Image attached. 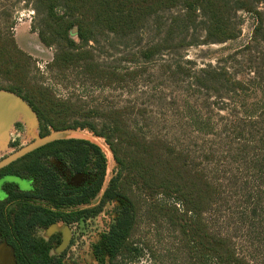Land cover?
<instances>
[{
	"label": "rangeland",
	"instance_id": "1",
	"mask_svg": "<svg viewBox=\"0 0 264 264\" xmlns=\"http://www.w3.org/2000/svg\"><path fill=\"white\" fill-rule=\"evenodd\" d=\"M260 12L263 26L258 34L257 17L237 12L232 20L237 37L226 43H205L203 18L186 26L182 8L152 17L133 35L106 33L88 45L82 46L74 30L71 37L78 47L92 54L97 71L89 72L84 63L66 70L53 66L62 46L42 44L43 17L32 1L0 0L2 36L13 38L30 58L33 84L76 106L80 115L72 124L89 123L104 132L110 125L107 114L119 112L129 131L148 141H160L165 152L203 175L214 197L201 224L227 245L223 258L233 255L235 260L226 263L191 250V240L180 227L186 223L174 226L163 213L151 212L153 201L136 191L129 192L136 209L129 239L133 251L108 264H264V81L255 82L264 49V5ZM150 50L156 53L147 58ZM236 82L243 83L245 90L235 87ZM9 85L0 75V91L9 93ZM53 132L43 133L38 119L32 125L15 121L8 142L0 146V161ZM55 138L83 139L101 147L108 160L105 191L116 170L105 137L78 127ZM154 201L159 209L183 211L176 198L160 195ZM119 206L118 201L108 202L91 220L64 228L68 243L72 236L70 246L63 251L67 243L55 253L67 264H97L91 246L109 231ZM53 231L37 237L47 239Z\"/></svg>",
	"mask_w": 264,
	"mask_h": 264
},
{
	"label": "trees",
	"instance_id": "2",
	"mask_svg": "<svg viewBox=\"0 0 264 264\" xmlns=\"http://www.w3.org/2000/svg\"><path fill=\"white\" fill-rule=\"evenodd\" d=\"M30 1L43 17L40 25L43 30L39 35L42 44L47 47L53 43L62 46L53 60V66L62 70L84 63L87 71H97L91 63L92 54L79 48L71 37L74 30L82 46L88 45L106 33L133 35L152 17L177 8L183 9L182 22L186 26L203 18L205 43L234 40L237 31L232 20L240 11L257 17L260 24L255 28L256 34L263 26L260 8L264 0ZM155 53L150 50L145 55L150 58ZM261 55V66L255 81L257 85L259 81H264V49ZM29 61L30 58L17 47L15 40L2 36L0 30V75L10 83L6 90L32 107L45 134L49 133V129L63 131L81 127L105 137L113 153L116 170L108 188L103 191L107 157L101 147L83 139L51 142L8 167L32 182L31 190L27 192L17 191L13 186L12 205L8 206V202L0 204V232L15 248L19 264H64L50 256L51 247L35 240L33 234L58 222L69 224L98 214L106 203L112 201L119 202L118 216L100 242L93 245L94 258L98 264H108L124 252H132L129 239L136 225V209L129 192L136 191L153 201L151 212L156 209L163 213L174 226L182 221L186 223L180 227L191 240V250L211 254L226 263L235 261L233 255L223 258V246L227 245L211 236L201 224V216L208 211L214 197L212 186L201 173L188 170L180 163V157L164 151L160 141H148L129 131L119 112L107 114L110 125L104 132H98L93 124H72L80 115L76 106L56 99L49 89L33 84L29 79ZM233 85L243 90L246 87L238 82ZM52 160L71 174H87L88 181L80 187L70 186ZM160 195L176 198L183 206L182 213L176 207L159 209L154 200ZM98 200L99 203L92 206ZM190 214L193 217H188ZM189 221L191 224H188Z\"/></svg>",
	"mask_w": 264,
	"mask_h": 264
},
{
	"label": "flooded vegetation",
	"instance_id": "3",
	"mask_svg": "<svg viewBox=\"0 0 264 264\" xmlns=\"http://www.w3.org/2000/svg\"><path fill=\"white\" fill-rule=\"evenodd\" d=\"M52 163H55V162H53V160H52ZM13 164H11V165L5 167L4 169L0 170V204L8 202V204H7L8 206H10L14 203L13 200L11 201V199H12L11 198V191H12L13 186H14V188H16L17 191L27 192V191L31 190V185H32V182L29 179L22 178L19 175H17V173L14 170L8 169V167L12 166ZM59 165L62 167L61 164H59ZM56 169L60 172L61 176L64 177V179L67 181V183L73 187L82 186L83 184H85L88 181V178H89L87 174H83V173L71 174L64 167L56 168ZM25 189H27V190H25ZM96 205H94V203L92 204V206H96ZM95 215H97V214H95ZM95 215H89L88 217L80 218L79 220L72 222V223H69V224L63 223V222H58L56 224L51 225L50 227H48L45 230H38L37 232H35L33 234V237L35 240L43 242L45 245L51 247L49 250L50 256L61 260L64 264H67L65 262V260L61 257V254L57 255L55 253V252H57L58 249H61L62 246L64 247V244L68 243V241H67V243H65V242H66V240H69V238L67 236L69 234L66 233L64 228L70 227L73 224H76L82 220H85V221L91 220L90 217L93 218L92 216H95ZM114 222H115V220H114ZM51 228H54V231L48 235L47 239L37 237L38 233H41V232L47 233V231H49ZM109 230H110V228H109ZM107 232H104L103 234H105ZM103 234H101L100 239H101ZM71 240H72V236L70 237V241L66 245V248L63 251H65L70 246ZM99 242H100V240L98 242L94 243L93 245H95ZM93 245L91 246V250H92V256L94 258L93 249H92ZM2 252L6 253L7 256L5 257V259L3 261L0 260V264H19V259H18V255H17L15 248L11 245V243L9 242V239L7 237H4L3 234L0 232V254H2ZM53 253H55V254L53 255ZM94 260H95V258H94ZM11 261H12V263H11Z\"/></svg>",
	"mask_w": 264,
	"mask_h": 264
},
{
	"label": "water",
	"instance_id": "4",
	"mask_svg": "<svg viewBox=\"0 0 264 264\" xmlns=\"http://www.w3.org/2000/svg\"><path fill=\"white\" fill-rule=\"evenodd\" d=\"M19 119H22L29 125H32L37 121L38 117L32 107L24 101L21 97L12 94L5 93L0 91V146L5 145L10 137V129L13 123ZM39 122V120H38ZM63 131H54L53 134L47 135L38 139L35 144L30 145L15 154L3 159L0 161V170L5 167L17 162L23 157L27 156L31 152L39 149L51 142L62 140L63 138H55V134H58ZM55 133V134H54ZM67 243V240L66 242ZM66 245V244H64ZM63 247V246H62ZM3 254V255H2ZM0 254V260L3 261L7 256L6 253L2 252ZM12 263V261H11Z\"/></svg>",
	"mask_w": 264,
	"mask_h": 264
}]
</instances>
